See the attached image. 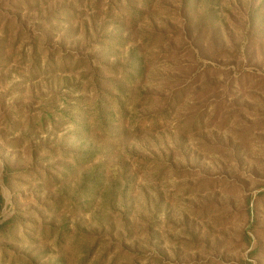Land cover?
Segmentation results:
<instances>
[{
	"label": "rangeland",
	"instance_id": "obj_1",
	"mask_svg": "<svg viewBox=\"0 0 264 264\" xmlns=\"http://www.w3.org/2000/svg\"><path fill=\"white\" fill-rule=\"evenodd\" d=\"M88 1L82 6L83 20L94 17V29L82 25L72 35L81 14L52 18L59 21L61 34L69 33L68 43L91 56L106 54L110 47L117 54L135 48L144 55V75L125 83L134 92L152 96L138 112L152 114L162 104L157 96L174 89L179 90L176 105L159 128L147 123L137 129L134 117L115 114L105 129L94 122L93 91L83 76L90 73L88 62L67 71L57 55L46 66L42 54V68L32 69L31 48L27 46L25 59L21 55L27 39L16 45L15 53L10 37L1 44L0 98L6 105L21 104L25 114L12 110V122L19 125L6 140L14 142L0 140V223L14 218L12 233L0 241L14 257L9 252L0 264L12 259L26 264L28 253L45 254L49 264H96L111 243L115 249L105 264H223V247L228 250L224 262L248 259L250 249L241 252L237 244L239 232L248 226L247 214L241 213L243 194L255 198L264 190V67L247 66L246 73L234 67L230 72L232 66H223V40H240L249 1L256 7L261 0H213L209 19L215 26L217 61L199 56L193 41L197 30L185 37L186 19L178 0H117L116 11L110 13L108 0ZM57 2L68 3L49 0ZM45 9L33 7L28 20L43 25L37 16ZM71 25L74 29L65 31ZM115 34L123 39L108 44ZM260 53L257 63L264 60V51ZM91 60L96 66V58ZM210 64L215 70L202 73ZM64 78L82 81L74 94L81 100L66 104ZM129 108L138 114L133 103ZM108 110L115 112V105ZM80 118L86 120L84 131L77 125ZM188 119H197V127L183 123ZM83 135L84 143L78 138ZM237 150L247 156L243 164ZM7 162L13 174L6 178ZM114 190L119 191L115 200ZM255 207L264 228V196ZM109 222L114 224L109 227ZM258 236L264 244V234ZM261 257L264 264V254Z\"/></svg>",
	"mask_w": 264,
	"mask_h": 264
},
{
	"label": "trees",
	"instance_id": "obj_2",
	"mask_svg": "<svg viewBox=\"0 0 264 264\" xmlns=\"http://www.w3.org/2000/svg\"><path fill=\"white\" fill-rule=\"evenodd\" d=\"M67 4H60L59 2L55 4H49V0H0V46L3 43H6L10 37L14 43L12 49L15 53L16 45H18L24 39L29 41V44L26 47H23L21 50L22 59L26 58L27 51L26 48L29 46L31 49V66L33 68H42V59L41 55H46V66L49 62H54V55L59 57L60 64L62 63L65 70H70V66H73V69L82 67L83 65L89 64L91 67L89 74H84L86 78L88 87L92 88L93 91V116L94 122L97 125L107 128L109 125V120H113L115 114L121 115L123 118H130V115L134 117L136 122V128L140 129L144 124L150 123L153 128H159L162 125V118L170 114V110L174 109L176 105L177 96L179 90H172L168 92L167 95L159 94L157 96L159 102L162 104L153 111L152 114L147 115L145 112L143 115L138 112V108L143 105L144 100L148 101L152 98L151 95L143 94L141 90L133 91L128 85L127 81L135 80L137 76L143 77L145 66H144V55H138L136 49H130L126 53L123 51H118L119 53H113V48L110 47V50L104 54H99L98 52L94 56L86 55L82 51L80 46L76 44L72 46L68 43L70 35L67 32L61 34V25L59 21H54L52 18L57 20H64V17L77 18L79 14L81 16L77 19V28L73 32L75 34L78 30V27L82 26L87 29V31L94 29V17H90V20H83L84 14L82 11V6L85 0H67ZM88 1V5L89 2ZM99 3V0H92L94 3ZM133 0H127L130 4ZM144 4L150 2L151 0H141ZM179 6L184 10V18L186 19V32L188 31V36L191 37L190 32L192 29L198 31V35L193 39L195 45L199 48V56L205 57L211 61H217V50L213 45L214 35H215V26L213 21L209 17L213 14L214 3L213 0H178ZM249 18L244 22L245 33L242 35L239 41L235 42L232 37V42L228 43V40H223V66H232L233 68L230 72L235 71L238 73H246L245 68L247 66H256L259 65L261 68L264 67V60L261 62H255L258 55L264 51V0H261L258 6H254L252 1H249ZM41 5L46 7L45 11H39L38 18L43 21V25H47L43 29V25L39 24V20H28V14L33 7ZM118 6L117 0H108L107 2V11L110 13L112 10L116 11ZM204 7L203 14L197 16L196 20H200L197 23L196 27L194 25L195 16L201 12V8ZM69 15V16H68ZM25 16V17H24ZM25 18V19H24ZM258 20V21H257ZM72 23L70 20L68 22ZM92 23V24H89ZM12 25V30L10 33L9 26ZM73 26L67 28L65 31H70L74 28ZM227 27V22L223 18V29ZM64 28V27H63ZM208 30V41L205 42L204 32ZM59 34V35H58ZM61 34V36H60ZM73 37V36H72ZM123 39L122 35L115 34L111 36L108 44L112 43L114 39ZM40 44H39V40ZM10 41V40H9ZM8 41V43H9ZM205 43V44H204ZM209 46V47H208ZM231 46V50L228 47ZM196 47V46H195ZM196 54V52H195ZM92 57L96 58V66H93ZM115 58V59H113ZM45 66V67H46ZM235 67V68H234ZM31 69V72H32ZM215 68L210 64L207 68L203 69L202 73L206 75L210 71H214ZM84 78V79H85ZM67 82L65 89L67 90L64 96H66L65 102L67 105H70L72 100L79 101L82 98H77L74 96L76 88L82 85V81H71L73 79L64 78ZM229 82L232 83L233 78H228ZM126 81V83H125ZM54 90V89H53ZM57 96L59 92L54 91ZM56 96V97H57ZM225 96L228 97V92L225 93ZM74 97V98H72ZM143 97V98H139ZM133 103L134 109L138 114L133 112L132 108H129V104ZM116 107L115 112H110L108 106ZM21 104L14 103L11 106L6 105L3 98H0V140L5 141L6 143L14 142V139L6 140L10 135H12L13 130L19 125L17 122L13 123V109H19ZM20 113H24L23 110L19 109ZM56 113H58L56 111ZM25 114V113H24ZM49 117H52L53 114L48 113ZM53 119V118H51ZM133 119V118H132ZM46 120V119H45ZM47 121V120H46ZM134 121V120H133ZM227 120L223 119V125ZM184 124L190 125L192 128H196L198 125L197 119H188ZM77 125L79 126V131H84V128L87 126L86 120L80 118L77 120ZM5 126V128H4ZM145 127V126H144ZM122 129V133L126 128ZM7 131V132H5ZM249 132V129H247ZM115 133V132H114ZM84 143L86 136H79ZM236 155H240V151L237 150ZM247 161V156L241 154L239 163L243 164ZM7 176L13 174L11 164L6 163ZM24 172L25 170H21ZM119 182V179L118 181ZM88 182L83 188L88 189ZM114 200L118 197L119 191L114 190ZM121 197L125 196L124 190L120 192ZM264 196V190L258 192L257 196L254 198L253 194L250 192H245L243 194V208L241 213L247 214V225L243 228L238 234V246L241 252H248V259L245 256H240L235 263L231 261L224 262V257L228 256V250L223 247V264H262L261 255L264 254V244L258 239L260 233L264 234V228H260V219L256 211V200L258 197ZM3 208V198L0 195V212ZM14 218H11L5 222L0 223V241L4 236L11 234V228ZM264 223V220H261V223ZM110 223V222H109ZM114 222L110 223L111 227ZM124 225L126 223H123ZM110 240H113L112 236H107ZM103 237L98 238L100 241ZM258 239V241H256ZM111 243V242H110ZM112 247V248H111ZM110 248H106L105 252L97 258L96 264H105L106 260L115 249V243H111ZM121 249L124 250V246L121 245ZM220 251V247H216V252ZM11 254V257H14L13 252L11 251L8 244L0 242V259L4 263L8 259V254ZM15 253V252H14ZM93 253V248L90 249V252L85 254L86 261L91 259ZM214 254V252H213ZM115 255V254H114ZM45 254L37 253L33 255L32 253L25 254L26 264H49L44 260ZM12 257V258H13ZM16 258V257H15ZM19 258V257H18ZM213 259V256H211ZM10 264H15V259L9 261ZM116 263V257H113V262ZM9 264V263H8Z\"/></svg>",
	"mask_w": 264,
	"mask_h": 264
}]
</instances>
